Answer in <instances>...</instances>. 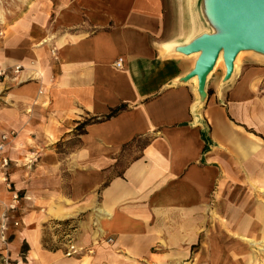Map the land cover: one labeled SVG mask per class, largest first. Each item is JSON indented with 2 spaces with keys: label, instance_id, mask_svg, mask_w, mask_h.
<instances>
[{
  "label": "crops",
  "instance_id": "crops-1",
  "mask_svg": "<svg viewBox=\"0 0 264 264\" xmlns=\"http://www.w3.org/2000/svg\"><path fill=\"white\" fill-rule=\"evenodd\" d=\"M10 1L0 63L23 71L0 84V123L16 133L7 167L23 198L0 264L204 255L212 194L264 189V54L200 84V53L184 49L221 33L210 0ZM54 221L75 225V255L65 238L44 248Z\"/></svg>",
  "mask_w": 264,
  "mask_h": 264
},
{
  "label": "rangeland",
  "instance_id": "rangeland-1",
  "mask_svg": "<svg viewBox=\"0 0 264 264\" xmlns=\"http://www.w3.org/2000/svg\"><path fill=\"white\" fill-rule=\"evenodd\" d=\"M9 2L11 1L0 0L2 21L5 19L3 14L7 13ZM2 95L1 90L0 98ZM8 132L0 123V137ZM15 138L7 145L2 155L4 158H8L11 152L15 151ZM11 168L10 164L5 168L0 166V226L3 223L6 225L4 236L0 229V244H3L0 247L5 246L20 230L18 222H21L22 210L19 209L23 193L10 177ZM14 193L18 195V204L14 211H10L8 208L12 204ZM263 228L264 189L253 190L251 193L242 192L240 189L231 193L228 190L222 196L212 194L207 208L206 252L201 256L198 247H194L191 258L185 264H264ZM50 231L44 229L43 244L47 239H52ZM4 237L5 241H2ZM26 249L23 245L21 252L24 253Z\"/></svg>",
  "mask_w": 264,
  "mask_h": 264
},
{
  "label": "water",
  "instance_id": "water-1",
  "mask_svg": "<svg viewBox=\"0 0 264 264\" xmlns=\"http://www.w3.org/2000/svg\"><path fill=\"white\" fill-rule=\"evenodd\" d=\"M210 11L221 33L202 36L184 49L200 53L192 73L200 84L212 71L220 51L227 74L238 53L264 54V0H210Z\"/></svg>",
  "mask_w": 264,
  "mask_h": 264
},
{
  "label": "built area",
  "instance_id": "built-area-1",
  "mask_svg": "<svg viewBox=\"0 0 264 264\" xmlns=\"http://www.w3.org/2000/svg\"><path fill=\"white\" fill-rule=\"evenodd\" d=\"M115 66L117 68L122 67V61L119 59L116 62ZM22 71H23V69L20 66H15L12 70L8 71L0 63V84L5 82L6 80H9L16 85L21 84L22 83L21 82ZM38 94H41V92H38ZM15 136H16V133L13 131H10L7 134H4L0 137V166L2 168H5L8 166V159L4 158L2 155L4 154L7 145L15 138ZM8 187H9V184H8ZM17 204H18V195H17V193H14L12 196V204L9 206L8 209H10V211H14ZM15 225H17V224H15ZM56 228H60V227L59 226L53 227L52 230L56 229ZM0 229L2 232H4L6 230V225L3 223L0 226ZM64 238L67 240L66 242H67V246H68L66 256L69 257L72 255H75L76 251H75L74 245L72 243L71 237L70 236H64ZM87 252H88V250H87Z\"/></svg>",
  "mask_w": 264,
  "mask_h": 264
},
{
  "label": "trees",
  "instance_id": "trees-1",
  "mask_svg": "<svg viewBox=\"0 0 264 264\" xmlns=\"http://www.w3.org/2000/svg\"><path fill=\"white\" fill-rule=\"evenodd\" d=\"M72 223H73L72 221H63V222L54 221V222H51L50 225L52 226V228L58 227V226L60 227V228H56L53 230L51 228V231H50L51 236H58L59 239L55 243H51L52 239H47V241L44 242V248L48 249V250H52V251L57 250L59 248L58 243H61L62 241L64 242V236H70L72 231L75 229V225H72Z\"/></svg>",
  "mask_w": 264,
  "mask_h": 264
},
{
  "label": "bare ground",
  "instance_id": "bare-ground-1",
  "mask_svg": "<svg viewBox=\"0 0 264 264\" xmlns=\"http://www.w3.org/2000/svg\"><path fill=\"white\" fill-rule=\"evenodd\" d=\"M2 21V15L0 14V22ZM251 53V52H253V51H242V52H240V53H238V55H237V57H236V59H235V62L234 63H236V60L238 59V57L242 54V53ZM198 54V53H197ZM196 54V55H197ZM218 64H221L223 67H224V61H223V58H222V51H220V53H219V55H218V57H217V59H216V62H215V64H214V68L218 65Z\"/></svg>",
  "mask_w": 264,
  "mask_h": 264
}]
</instances>
